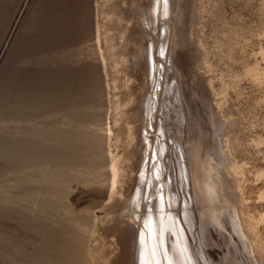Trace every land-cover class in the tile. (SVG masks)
Listing matches in <instances>:
<instances>
[{
  "label": "rangeland",
  "instance_id": "rangeland-1",
  "mask_svg": "<svg viewBox=\"0 0 264 264\" xmlns=\"http://www.w3.org/2000/svg\"><path fill=\"white\" fill-rule=\"evenodd\" d=\"M150 2L0 0V50L11 33L0 55V109L18 89L57 101L52 88L95 84L79 117L60 106L19 120L0 110V135L23 128L50 154L64 134L86 152L79 164L0 159V233L23 250L15 264L37 253L42 236L31 223L41 204L55 212L50 226L80 225L76 264H142L136 230L147 224L140 245L157 252L156 264H264V0H162L154 24ZM155 166L177 220L188 207L194 260L159 227ZM64 168L72 175L63 196L40 189L61 181ZM133 189L131 219L120 205ZM11 262L0 244V264Z\"/></svg>",
  "mask_w": 264,
  "mask_h": 264
},
{
  "label": "bare ground",
  "instance_id": "bare-ground-1",
  "mask_svg": "<svg viewBox=\"0 0 264 264\" xmlns=\"http://www.w3.org/2000/svg\"><path fill=\"white\" fill-rule=\"evenodd\" d=\"M158 1H159V4H158V13H155V10H156L155 9V6H156L155 3L157 2V0H152V2H150L151 3V6H150V11L148 12V18H149V21H150L151 24H154L155 21H157V19H158V23H159V20H160L161 6H162V3L163 2H162V0H158ZM168 2H170V0H167V3ZM18 15H16V16H18ZM149 26H150V24H149ZM150 30L152 31V27H151ZM158 33H159V29H158ZM151 34H152V32H151ZM10 35H11V33L8 35V37L6 38L5 42L2 44L1 50H0V55L6 49ZM263 53H264V49H263ZM147 55H148V53H147ZM147 55H146V58H147V63H148V57H147ZM104 77L106 78V75ZM98 78H100V77L98 76ZM93 83H94V81L89 82L85 86H79V85H73V86H71L70 84H64V85H61L58 88H52L51 89V92L58 95V100L57 101H55L54 99H52V100H50V99L48 100L47 99L45 101H39L29 91L18 89V91H16V93L14 95L13 102H11L10 105H6V108H3L5 106V105H3V107L0 109L1 110V115H3V116L4 115H8L12 119H14V120L25 119V118L28 119V117H30L33 114V112L36 111L37 108H39L41 106H43L45 108H48V109H51V108H53L55 106H60L61 108H66L69 111V113L75 111V110H72V109L75 108L76 109L75 116H77L79 113H81L79 111L80 109H78V111H77V108L84 101H86V100L88 101V100L95 99V95H93V93H94L93 90H95V84H93ZM77 117H79V116H77ZM78 119L80 120V118H78ZM79 123H78V125H79ZM69 131H70V129H69ZM76 133L78 135V132H76ZM107 153H108V151H107ZM150 153H151V155L154 154V155H157V157H158V151H157V149L154 148L153 150H151ZM85 155H86V152H83L82 150H80V148L78 147L77 142L75 140L74 141L73 140H69L64 134L62 135L61 138H59L58 142L56 143V148L50 154H48L46 152V149L43 146H41V143L40 142L35 141L33 139V137L29 136L27 134V132H25L23 130V128L22 129L15 128V130L10 135L9 134H1L0 135V159L6 160V161H10L11 163H14L16 165L23 166V165H25L27 163H31V162H36L37 163V162H39V161H41L43 159H46V158L49 159V160H51V161H53V162H55V161H59L58 160L59 159V156H61V159H63L66 163L67 162L68 163H73L74 162L76 164H79L80 162H82V161L85 160L84 159V156ZM100 155H101V153H100ZM77 162H79V163H77ZM156 162H158V161H156ZM158 163H157V165H158ZM160 164H161V162H160ZM232 164L233 163L230 164L229 168L232 167ZM236 165H237V163H236ZM159 166L161 167V165H159ZM233 167H234V165H233ZM110 168H112L111 170H113V168H115V163L114 162H112V164L110 165ZM234 169L235 168H233V169L231 168V170H233V172H235ZM111 170H107V171H109L110 174H112L111 173ZM159 170L155 166L156 174H157V176L159 175V178H160L159 181H162L163 182V185H162V188H161L162 190L159 191L160 192V195H162V198L160 200V206H161L160 210H161V213H160V223H159V227H160V229H162L161 228L162 226L165 227L164 230H165L166 234L168 236H170L171 238H175L177 240V242L180 243V249L182 250L183 255L185 254L188 259H190V260L193 259L194 260V252H193L192 245L190 244V246H188L187 243L185 242V233L188 231L187 230V227L188 226H186V222L184 221L185 219H183V216H182V214L185 212V209L187 210L188 207L184 208V210L182 212H180L179 220H177V218L172 213V208L170 207V205L167 202L166 188H165L166 185L164 183L165 180H163V176H162V173H161L162 170L160 172H159ZM63 172H65V173L63 174V178L61 179V181H57V183H55L54 180H48L47 181V184H45V186L44 187H41L40 189L42 191H44V192L51 193V195L56 194L58 196H63L64 191H65L64 188H66V186H65L66 182H64V181H66L67 179L70 180L71 175H72L69 172V170H66L65 169V171H63ZM236 172H238V171H236ZM116 173H117V171H116ZM113 174L115 176V171H114ZM236 175H237V173H236ZM116 176H117V174H116ZM235 176H233V177H235ZM48 178H49V176H48ZM107 182H108V180H107ZM115 183H116V181H115ZM111 186H112V184H111ZM113 188H114V186H112V189ZM112 189H110V190L112 191ZM44 192H43V194H44ZM116 192H118V191H116ZM137 192H138L137 189L131 190L130 193H129V195L127 196L126 200L122 203V205H120L123 208V209L120 208L121 211H123V212L126 211L127 214H128V216H129V218H131V219L132 218L133 219L135 218L134 217V213H133V202H131V200L134 198V195H136ZM260 192H262V190ZM108 193H109V191H108ZM262 193L264 194V192H262ZM36 196H37V194H36ZM42 196H44V195H42ZM42 196L40 194V197L41 198H42ZM114 196H115V193H114ZM49 199H50V197H49ZM46 200H48V199H46ZM53 200H56V197L55 198L53 197ZM58 202H59V199H58ZM55 203L56 202L54 201V203H53L54 206H55ZM60 204H61V202H60ZM40 206H41L40 209H42V211H44L45 213H42V214L40 213L39 214L40 216H38L34 220V222L31 223V227H32V229L35 232L39 233L42 236V240L37 243V249H38L37 250V253L34 254L30 258L29 264H76L79 261L80 255H79V251L76 252L75 249H76V245L79 244L81 242V240H82V236H81L80 230H79L80 225H76V224L75 225L74 224L72 225L71 223L70 224L61 223L58 226H50V224H48L50 222V214H52L54 211H52V213H51L49 210H47V208L45 207L46 204L45 205L41 204ZM54 206H53V208H56L57 205L55 207ZM58 206H60V205H58ZM60 207H62V206H60ZM58 209H60V208H58ZM58 209H55V210H58ZM124 209H125V211H124ZM51 210H53V209H51ZM134 211L137 212L136 209H134ZM39 212H40V210H39ZM246 214L249 215V213H246ZM263 214H264V212H263ZM253 216L254 215H252V213H251V217H253ZM248 217H249V219L251 218L250 216H248ZM78 218L79 217L76 218V222H77V220H80V221L84 222V220H82V217H81V219L80 218L78 219ZM84 219H85V217H84ZM253 219H254V217H253ZM257 220H255V221H257ZM131 221H134V220H131ZM177 221H178V223H180L179 227L176 225V222ZM76 222H74V223H76ZM257 223H258V221H257ZM257 223H255V224L258 225ZM171 225H173V230L171 228ZM153 227H154V230L152 232L155 234V233H157V230H156V227L154 225H153ZM249 228H250V226H249ZM148 229H149L148 224H147V227L145 225H142V226H140V227L137 228V230H136V239H135V248L134 249H136V252L138 251V253L140 255V261H141L142 264H156V259H158L157 258L158 257L157 256V252L156 251L151 252L150 255L147 256V253H145V250L146 249H144L142 247V245H140V242L143 241V239H145L146 241L148 240V238H149V230ZM251 231L253 232V230H251ZM88 234H89L88 236H90V232H88ZM85 240H86V238H85ZM88 240H89V238H88ZM258 240H261V239H258ZM170 242H174V241H170ZM0 244H1V248L4 249V253L6 252V256H7V258H8L9 261H12V262L13 261H16L17 259H19L20 255L23 253V250H22V248H21L20 245H13L12 241L9 238H7L6 235H3L2 233H0ZM182 244H184V245H182ZM22 245H23V243H22ZM260 246H262V245L260 244ZM75 252H76V254H75ZM72 254L73 255L75 254L74 256H76V257L74 258V256H72ZM82 259L84 260V258H82ZM98 262H97V264H98ZM138 262H136V263L138 264ZM101 264H103V263H101Z\"/></svg>",
  "mask_w": 264,
  "mask_h": 264
}]
</instances>
